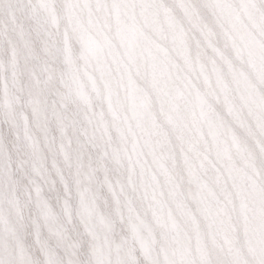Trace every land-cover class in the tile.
Returning a JSON list of instances; mask_svg holds the SVG:
<instances>
[{
	"label": "snow or ice",
	"instance_id": "6c2138e0",
	"mask_svg": "<svg viewBox=\"0 0 264 264\" xmlns=\"http://www.w3.org/2000/svg\"><path fill=\"white\" fill-rule=\"evenodd\" d=\"M0 264H264V0H0Z\"/></svg>",
	"mask_w": 264,
	"mask_h": 264
}]
</instances>
